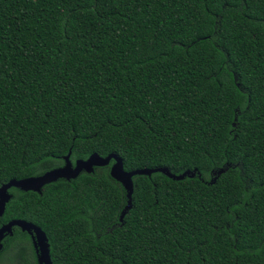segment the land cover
Returning <instances> with one entry per match:
<instances>
[{
    "label": "trees",
    "instance_id": "obj_1",
    "mask_svg": "<svg viewBox=\"0 0 264 264\" xmlns=\"http://www.w3.org/2000/svg\"><path fill=\"white\" fill-rule=\"evenodd\" d=\"M111 153L196 176L134 175L122 220L111 162L11 187L0 227L53 264H264V0H0V186Z\"/></svg>",
    "mask_w": 264,
    "mask_h": 264
},
{
    "label": "water",
    "instance_id": "obj_2",
    "mask_svg": "<svg viewBox=\"0 0 264 264\" xmlns=\"http://www.w3.org/2000/svg\"><path fill=\"white\" fill-rule=\"evenodd\" d=\"M69 155L64 157L65 164L61 168L52 169L37 176H30L21 179H11L9 180V182L2 184L0 186V218L4 215L7 204L11 198V194L9 193V189L11 187H15L23 191L31 190L40 193L42 187L45 184L54 181L56 182L61 179L70 181L77 178L81 173L91 174L94 172L95 168H101L102 166L110 164V162V176L123 186V188L126 190L127 195V205L121 212L120 220L123 219L124 215L132 206V177L134 175L144 174L150 176L153 172H161L169 178H172L177 181H181L186 177L194 178L196 176V172H186L182 175L177 176L171 173L167 168H143L136 169L133 171H126L123 168V162L121 158H119L113 153L108 154L105 157H100L97 154H93L87 160H78L75 162V164H72L69 161ZM224 170L225 168L221 169L218 172V175L222 174ZM212 182H214V179L211 181V183ZM15 226H17L23 231H27L32 236L35 247L39 252L38 262L40 264H52L49 253L50 247L45 232L39 226L22 219H12L0 227V247L3 245L2 241L5 236L11 233L12 228Z\"/></svg>",
    "mask_w": 264,
    "mask_h": 264
},
{
    "label": "flooded vegetation",
    "instance_id": "obj_3",
    "mask_svg": "<svg viewBox=\"0 0 264 264\" xmlns=\"http://www.w3.org/2000/svg\"><path fill=\"white\" fill-rule=\"evenodd\" d=\"M17 227V226H15ZM14 227L12 228L11 233L7 234L5 238L3 239L2 243L3 245L0 247V264H40L38 261V255L39 252L37 248L35 247V244L33 242L32 236L27 232L23 231L20 228V231L27 234L30 241V249L27 247L25 252L21 251L20 247H9V251L6 252L5 256L2 257V253H4V240L8 237H12L14 234L13 231ZM49 243V242H48ZM50 253V249H49ZM3 258V259H2ZM51 258V255H50ZM52 262V259H51ZM53 264V262H52Z\"/></svg>",
    "mask_w": 264,
    "mask_h": 264
},
{
    "label": "rangeland",
    "instance_id": "obj_4",
    "mask_svg": "<svg viewBox=\"0 0 264 264\" xmlns=\"http://www.w3.org/2000/svg\"><path fill=\"white\" fill-rule=\"evenodd\" d=\"M219 172V171H218ZM218 172H216L213 176L216 177L218 175Z\"/></svg>",
    "mask_w": 264,
    "mask_h": 264
}]
</instances>
